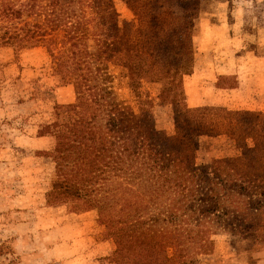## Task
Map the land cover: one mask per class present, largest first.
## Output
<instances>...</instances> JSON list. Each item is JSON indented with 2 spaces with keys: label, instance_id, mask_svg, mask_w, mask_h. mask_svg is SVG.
I'll list each match as a JSON object with an SVG mask.
<instances>
[{
  "label": "trees",
  "instance_id": "trees-1",
  "mask_svg": "<svg viewBox=\"0 0 264 264\" xmlns=\"http://www.w3.org/2000/svg\"><path fill=\"white\" fill-rule=\"evenodd\" d=\"M20 1H0V48L43 47L56 77L74 92V102L45 127L54 138L44 152L53 164L46 200L103 207L115 254L133 264H200L213 252L212 235L231 237L246 264L264 258V168L241 178L229 159H206L208 140L234 133L255 134L264 150L260 115L188 108L180 81L162 86L157 103L140 100L139 117L127 116L115 96L109 64L125 71L131 91L159 82L164 69L190 72L199 1L179 0L147 33L129 36L100 17L108 0ZM165 105L173 113L170 134L153 117V108ZM133 206L156 211L137 216Z\"/></svg>",
  "mask_w": 264,
  "mask_h": 264
},
{
  "label": "rangeland",
  "instance_id": "rangeland-1",
  "mask_svg": "<svg viewBox=\"0 0 264 264\" xmlns=\"http://www.w3.org/2000/svg\"><path fill=\"white\" fill-rule=\"evenodd\" d=\"M10 1L17 6L22 2ZM136 1L108 0L99 15L115 21L119 35L129 36L138 30L147 33L179 2L152 0L142 7ZM198 1L190 72L179 75L173 68L164 69L158 72L159 82L145 81L131 91L125 71L109 64L116 98L127 106V116L139 117L140 100L157 103L162 86L180 81L188 108L256 112L264 124V0ZM147 64L144 59L145 68ZM73 102L72 87L56 77L43 47L20 52L0 48V244L6 249L1 264H133L115 254L103 207L46 200L53 164L44 152L53 148L54 138L45 127ZM172 114L169 105L153 108L164 134L173 131ZM207 144L206 159H229L241 178L264 168V150L255 134L222 135ZM152 207L145 213L133 206V214H153ZM212 237L213 252L200 264H246L242 248L240 254L232 248L231 237ZM259 256L254 264H264L263 254Z\"/></svg>",
  "mask_w": 264,
  "mask_h": 264
},
{
  "label": "crops",
  "instance_id": "crops-1",
  "mask_svg": "<svg viewBox=\"0 0 264 264\" xmlns=\"http://www.w3.org/2000/svg\"><path fill=\"white\" fill-rule=\"evenodd\" d=\"M214 16H215V14H213V13H210V15H209V17H214ZM228 35L231 37L232 34L228 33Z\"/></svg>",
  "mask_w": 264,
  "mask_h": 264
}]
</instances>
